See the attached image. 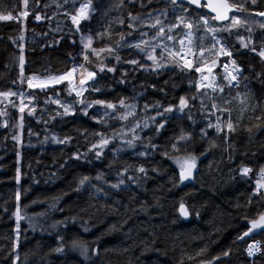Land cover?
Listing matches in <instances>:
<instances>
[{
    "label": "trees",
    "instance_id": "obj_1",
    "mask_svg": "<svg viewBox=\"0 0 264 264\" xmlns=\"http://www.w3.org/2000/svg\"><path fill=\"white\" fill-rule=\"evenodd\" d=\"M85 2L76 0L75 7ZM229 2L240 4L244 0ZM91 4L94 11L91 10L90 18L80 24L77 32L70 16L65 15L75 14L72 3L39 0L37 7L36 0H28L27 5L24 0H0V14L11 12L14 17H20L17 23L0 21V92L27 91L35 109L31 114L20 113L13 105L0 113V264H13L17 255L15 264H252L245 250L255 239L262 242L263 254L258 264H263L264 233L259 232L246 242L237 237L247 230L248 219L264 212V198L252 196L253 182L264 167V76L257 78V73L264 74V62L250 53L251 47L257 50L264 47V28L260 27L264 17L238 13L249 20L252 31L240 28L234 32L244 36L249 49L241 48L235 35L229 38V48L237 53L245 70L240 87L226 88L225 93L207 91L208 95H204V91L196 93L194 84L190 88L194 78L179 68L154 73L127 63V58L133 52L129 45L140 41L141 32L152 34L153 30L144 27L151 22L149 13L155 17L166 9L165 24H174L176 15L197 19L201 13L210 15L205 8L190 7L185 14L179 9L174 13L168 0H123L122 4L121 0H91ZM246 6L250 11L264 10V0ZM24 11L31 16L24 19L20 16ZM37 13L42 17L40 23L35 19ZM129 13L137 19L130 20ZM129 23L134 27L129 28ZM175 34L179 37L182 32L177 29ZM82 36L92 37V48L114 49L120 61L106 51L97 57L89 49L90 62H86L81 54ZM21 46L25 58L22 73ZM101 61L107 66L103 72ZM84 62L96 73L95 81L89 85L95 83L99 91L88 85L81 100L88 103L100 99L117 105L121 99L128 104L134 102L137 105L134 117L125 122L101 120L95 111L99 105L87 109L88 115H84V105L67 84L27 89L28 79L60 76ZM109 67H115L116 71H107ZM218 81L226 83L221 75ZM243 88L247 106L225 104V99L230 100ZM193 95L198 98L189 100V108L183 114L175 111L166 114L168 121L159 133L152 121H148L149 127L143 131L137 129L142 140L135 147H127L116 139L99 158L95 150L89 151L98 142L95 133L111 136L121 127L128 132L136 121L144 123L147 117L155 116L157 104L162 111L170 105L177 106L181 96ZM201 97L208 112L215 111L211 108L213 102L230 108L236 130L217 133L214 128H208V120L216 123V116L221 113L208 116L201 109ZM57 99L74 114L64 115L55 103ZM145 104L149 105L147 111ZM189 109L191 120L187 115ZM227 115L224 113L222 119ZM5 119L9 122L6 128ZM128 133L127 138L131 139L133 133ZM181 134L190 136V140L180 141L179 146L181 149L186 146L197 157L199 166L192 185L179 182V167L170 158L177 154L171 149L173 138L178 139ZM13 135H19L20 140H14ZM53 137L70 139L57 143ZM165 151L169 155H164ZM76 155L81 158L76 159ZM179 155H185L184 151ZM141 166L146 175L137 171ZM244 166L253 169L248 177L240 173ZM119 173H124L125 182L113 189L110 185L118 183ZM85 176L89 181L81 187L79 181ZM129 176L134 179L129 180ZM97 188L102 191L97 192ZM181 202L189 212V221L180 215ZM18 204L21 215L29 222L21 226L19 247L13 251ZM73 241L97 248L99 256L85 259L79 249L71 246ZM61 246L63 251L56 252ZM202 249L203 253L198 255ZM224 251L229 255L223 256Z\"/></svg>",
    "mask_w": 264,
    "mask_h": 264
},
{
    "label": "snow or ice",
    "instance_id": "obj_2",
    "mask_svg": "<svg viewBox=\"0 0 264 264\" xmlns=\"http://www.w3.org/2000/svg\"><path fill=\"white\" fill-rule=\"evenodd\" d=\"M28 0H24L25 5H27ZM131 2V0H130ZM151 2V0H149ZM168 2L173 7V12L175 13L177 9L181 10L183 13H188L189 8L193 5L196 6V9H202L206 8L210 11V13H214V15H208V14H199L198 19L197 18H189L187 15H176L175 20L176 23L174 24H165V20L167 19L168 12L167 10H161L158 15L155 17H152V14L149 13L148 16L151 19L150 23H147L144 25V27L148 28L149 30H153L152 34L149 35L148 31H143L140 33L141 39L139 42H136L134 44L129 45V47H133L135 49H138L143 56L151 61V71L154 73H160L164 70H170L179 68L180 71H191L193 68L196 73H199V79L193 82H190V88L193 86L196 89V93L199 94L201 90L204 91V95H208L207 90H211L212 93H225L226 88L232 89L233 87L239 88L241 84L240 77L243 76L244 69L242 66L237 64L236 60L232 58L233 53L229 49V38L235 35L236 39L240 43V47L244 49H249V43L245 42V38L243 35H240L238 30L240 28L246 29L249 33H251L252 29L249 26V20L246 18H241V16L238 15V13L241 12H247L249 16L254 17H264V10L260 11H250L249 8L246 6L249 2L252 6H255L258 4V0H244L243 3L236 4V3H230L229 0H204L202 3V0H168ZM65 4L72 3L73 8H75V14H71L66 12L65 15H69L71 22L73 25L76 26V31H80V23L83 20H87L90 18V10L94 11L92 9L91 0H86L85 3L80 4L78 8L75 7L76 0H64ZM123 3V0H121V4ZM37 7L39 6V0H36ZM187 5V6H185ZM59 6V5H58ZM230 13H232L230 17ZM29 15L28 11H24L20 14V16L27 18ZM163 17L164 19H161ZM20 17H14L11 12L7 14H0V21H11L14 19L19 20ZM41 15L39 13L36 14L35 19L37 21L41 20ZM129 19L132 21H135L137 18L133 17L131 13H129ZM221 22H227V23H221ZM121 24H123V21H120ZM129 28H133V23L128 24ZM260 27L264 28V22L260 23ZM179 29L182 32V35L179 37L175 34L176 30ZM227 33L228 36H224L223 34ZM97 35H101L100 33H97ZM22 38V37H21ZM124 39V36L121 35V40ZM85 38L81 37V43L83 44V51L82 55L84 56V60L86 62L89 61V54L88 50L91 49V53L96 55L97 57L100 56L101 52H108L109 55H115V59L119 62L120 56L118 54H115V50L112 48H102V49H95L92 48V37H87V42H84ZM208 41V43H206ZM74 44L75 41H72ZM234 47V45H233ZM250 51L256 53L262 62H264V48H261L258 52L255 47H251ZM220 57H228L229 62L223 63L222 65V79L224 84L217 82V76L213 74L214 68L218 66V61ZM193 59L196 60V63H193ZM25 63V58L23 55V46H21V53L19 55V65L21 68V73L23 72V66ZM127 63L136 65L138 67L144 68L145 65L141 64L139 60L132 59L127 61ZM107 66L103 63V61L100 62V71L103 72ZM80 69H82L81 76H80V87L77 89L75 86H72L71 91H74L77 97H81L83 95V92L87 89L85 88V85L88 81L93 80V78L96 76V73L94 71L87 70L83 67V65L79 66ZM78 71V68L76 66H73V68L67 72L65 75H60L56 77H50L49 81H45L44 83H41L39 85H34L33 81L30 79L28 80V87L32 88L35 86H39L42 89L44 87L48 86L49 82L59 84L62 83L65 80H68L71 84L73 75ZM107 71L109 72H115V67H109L107 68ZM264 74L257 73V78L260 79ZM247 79L246 77L244 78ZM23 82V80H22ZM89 87L92 88L94 91H99L98 88L95 87V83L92 85H89ZM244 87L247 89L248 84L245 83ZM17 95V93L13 92H0V96L8 97ZM21 96H23L22 93H20ZM240 96V93H237V97ZM198 98L197 95H193L190 97H184L181 96L179 99V104L177 106H168L166 108H163L162 111L159 110V105L157 104L155 107L157 108L156 115L155 116H149L145 119L143 126H141V123L139 121H136L135 124L129 129L130 132L133 133L131 139H128V132H125L123 127L119 131H114L111 136H108L104 133H95V135L99 138L97 143H93L91 145V148L89 151L95 150V155L97 158H99L103 154V149L107 147L113 140L119 139L123 145H126L127 147H135V143L137 141L142 140V137L137 133V129H140L143 131L145 128L149 127L148 121H152L156 124L155 131L157 133L160 132L161 129L165 127V124L168 121V117L166 114L172 113V112H179L184 113L186 108H189V100L195 101ZM210 100H214L213 96H209ZM221 99H224V97H221ZM225 104L231 103L230 100L225 99ZM55 103L60 104L59 99L55 101ZM79 103L84 105L83 114L88 115L87 109L93 107L94 105H99L105 109L104 117H108L110 119H116L120 121L127 120L130 116L136 115V104H128L124 99H121L119 101V106L112 102H107L105 100H94L92 102L85 103L84 100H80ZM201 103V109L208 113V116L215 115L216 112L221 113V115L216 116V123L213 124L211 122V119L208 120L207 127L208 128H214L217 133L224 132L225 129L228 133H232L236 130V126L234 125V122L232 120L231 116V109L227 107H222L218 105L217 103L213 102L211 104V108L215 111L208 112L207 106L204 105L202 97L200 98ZM242 104L245 103L244 100L241 101ZM195 105H193L194 107ZM64 112L63 114H74V112L71 111L69 106H63ZM119 109H124L123 112H120ZM113 110V113H109L107 110ZM149 109V105H144V110L147 111ZM245 109H241V113H243ZM20 113H23L25 111V107L22 105L19 108ZM35 109L33 108L31 112H34ZM224 113H227V118L222 119V116ZM60 113H58L59 115ZM188 119H192L191 109H189V112L187 113ZM157 117H160V121H157ZM95 120L96 117H93ZM257 119H260V117H257ZM22 120L23 117H21V125L22 128ZM97 123H100L101 120H96ZM104 123H107L105 120ZM237 124L239 123V118L237 119ZM5 127L7 124L4 125ZM248 131H251V129H248ZM32 134L31 132L29 133ZM207 133L205 132L204 135ZM13 139L19 141L20 136L19 135H13ZM54 140H56L55 137H53ZM70 138H65L64 140H56L57 143H66L69 141ZM190 140V136H186L184 134H181L178 139L173 138V143L171 144V149L174 153H177L174 156H171L170 158L174 159L176 164L179 167V182L184 183L185 181H193L195 179L194 173L197 171V157L190 152H188L187 147H181L179 146L180 141H187ZM153 148L156 147V145H152ZM183 150L185 155H179V152ZM141 155H145L146 153H140ZM164 155H169L167 151L164 152ZM76 159H80V155L75 156ZM125 172L127 169L124 170ZM139 173L146 175V170L143 166L139 167L137 169ZM253 172V169L247 166H244L240 169V173L244 177H248L250 173ZM121 176V179H119L118 183L111 184L110 187L113 189H118L120 185L124 184V179L122 178L124 173H119ZM97 180L100 179L99 176L96 177ZM129 180H133L134 177L129 176ZM17 182L20 180V169L17 168V176H16ZM87 181H89V177L85 176L79 181V186H83ZM95 187V185H93ZM79 190V187L76 189ZM97 192L102 191V189L97 188ZM252 196L255 197H262L264 198V167H261L259 169V172L257 174V178L255 180V189L252 192ZM20 199V193L19 191L16 193V200L19 201ZM249 203H251V200H249ZM180 213L182 216L187 217L189 215V212L187 208L185 207L184 203H180ZM82 211H86L85 209H82ZM43 215V214H40ZM16 217V242L13 244V251H15L19 247V235H20V221L22 219H25L21 215L19 207H17L15 212ZM248 219L247 217H245ZM87 230V229H85ZM257 232L264 233V212H261L257 218L254 219H248V226L247 230L244 231L241 235H238V240H244L246 237L254 236L257 234ZM63 239V238H61ZM74 249H79L82 256L85 259H90L91 256H99V250L97 248L91 247L85 242L81 243L78 241H73L71 245ZM56 252L63 251V246L58 247L55 249ZM203 249L201 250L198 255L203 253ZM247 254L249 257H252L256 255L257 252L261 251V246L259 241H255L252 244H249L247 249ZM223 256H228L229 252L224 251L222 253ZM220 257H215V259H219ZM19 256H15V259L13 261V264H15V260H18ZM203 264V262H201ZM211 264V262H209Z\"/></svg>",
    "mask_w": 264,
    "mask_h": 264
},
{
    "label": "rangeland",
    "instance_id": "obj_3",
    "mask_svg": "<svg viewBox=\"0 0 264 264\" xmlns=\"http://www.w3.org/2000/svg\"><path fill=\"white\" fill-rule=\"evenodd\" d=\"M92 5V4H91ZM90 12H91V10H90ZM91 15V14H90ZM31 16V13L29 12V15L27 16L28 18ZM25 19V18H24ZM12 22H14V23H17V22H19V20H17V19H14V20H11ZM84 21V20H83ZM83 21H81V23L80 24H82L83 23ZM84 38H85V40H84V42L86 43L87 42V37H85V36H83ZM132 59H137V60H139L140 61V63L141 64H144L145 65V67L143 68V69H151V61H149V60H147L144 56H143V54L138 50V49H135V48H133V52L130 54V56H128V58H127V60L129 61V60H132ZM83 64V63H82ZM81 64V65H82ZM83 67L85 68V67H87L85 64L83 65ZM81 72H82V69H80L79 67H78V71L73 75V78H72V82H71V84H70V82L68 81V80H65V81H63L62 83H59V84H56L57 86H61V85H63V84H67L69 87H70V91H71V88H72V86H75L77 89L80 87V83H79V81H80V76H81ZM95 79H96V76L93 78V80H90V81H88L87 82V84L85 85V88L87 89L86 91H88V84L90 83V82H93V81H95ZM28 80H30V79H28ZM28 80L26 81V86H27V88H28ZM31 80L33 81V83H34V85H39V84H41V83H44L45 81H49V79H38V78H31ZM48 85H55V83H52V82H49L48 83ZM36 87V86H35ZM34 87V88H35ZM33 88V87H32ZM17 93V95H13V96H8V97H4V96H0V113H2L3 112V110L4 109H6L7 107H12L13 105L14 106H16V110H19V108L23 105L24 107H25V111H31L32 109H33V106H34V104H33V99L32 98H30L29 97V95H27V91H25V92H21V91H19V92H16ZM20 93H22L23 94V96H21L20 95ZM71 93L73 94V96L75 97V98H77V96H76V94H75V92L74 91H71ZM78 98H80V97H78ZM77 98V99H78ZM78 100H81V99H78ZM8 101H11L12 103L11 104H9L8 103ZM134 102H131L130 104H133ZM135 104V103H134ZM60 108H62V110H63V112H64V108H63V106H66V105H64V104H62V103H60V104H57ZM119 106V105H118ZM118 110L120 111V112H123L124 111V109H119L118 108ZM71 111H72V109H71ZM95 111H96V114H98L99 116H100V118H102L101 120H104V119H110V118H108V117H104V112H105V109L103 108V107H98L97 109H95ZM109 113H113V110H107ZM73 112V111H72ZM136 112H137V108H136ZM176 114H179V112H176ZM65 115V114H64ZM68 115H70V114H68ZM113 115H115V113H113ZM132 117H134V116H130L127 120H125V121H128L129 119H131ZM111 120H113V121H116V119H111ZM119 122H120V120H118ZM125 121H121V122H125ZM213 124H215V122H213V121H211ZM5 124H7V126H8V124H9V122L5 119V121H4V125ZM207 124H208V122H207ZM6 126V127H7ZM141 126H143V123H141ZM5 126H4V128H6ZM210 129H213V128H210ZM129 132V131H128ZM129 134V133H128ZM130 136V135H129ZM108 148V146L107 147H105L103 150L105 151L106 149ZM18 207H19V204H18ZM24 217V216H23ZM27 222V224H28V222H29V220H28V218L27 217H25V219H22L21 221H20V230H21V226L23 225V224H25ZM30 222H32V220L30 221Z\"/></svg>",
    "mask_w": 264,
    "mask_h": 264
},
{
    "label": "water",
    "instance_id": "obj_4",
    "mask_svg": "<svg viewBox=\"0 0 264 264\" xmlns=\"http://www.w3.org/2000/svg\"><path fill=\"white\" fill-rule=\"evenodd\" d=\"M203 2H204V0H202V3H203ZM191 7L194 8V9H196V6H195V5H193V6H191ZM197 10H201V9H197ZM206 10H207V12H209V14L214 15V13H210V11H209L208 9H206ZM231 14H232V13H230L229 15H231ZM198 173H199V167L197 166V171L194 173V175H195V179H196ZM195 179H194L193 181H185V182L182 183V184H183V185H191V184L194 183ZM180 215H181V213H180ZM181 217H182V219H183L184 221H189V220H190V215H188L187 217H184V216L181 215ZM250 238H251V236H250V237H246L244 240H240V241H241V242H246V241H248Z\"/></svg>",
    "mask_w": 264,
    "mask_h": 264
},
{
    "label": "built area",
    "instance_id": "obj_5",
    "mask_svg": "<svg viewBox=\"0 0 264 264\" xmlns=\"http://www.w3.org/2000/svg\"><path fill=\"white\" fill-rule=\"evenodd\" d=\"M206 43H207V41H206ZM254 54H256V53H254ZM257 55V54H256ZM258 56V55H257ZM259 57V56H258ZM232 58L233 59H235L236 60V62H237V64H238V60H237V57H236V54L235 53H233V56H232ZM260 58V57H259ZM221 59H223V62H222V65H223V63H228L229 62V58L228 57H221ZM220 60V59H219ZM219 62V61H218ZM221 70H222V67H221ZM244 73V72H243ZM200 76V75H199ZM199 76H198V79H199ZM241 78V77H240ZM197 79V80H198ZM261 255V251L260 252H257L256 253V255H254V256H252V257H256V256H260Z\"/></svg>",
    "mask_w": 264,
    "mask_h": 264
}]
</instances>
